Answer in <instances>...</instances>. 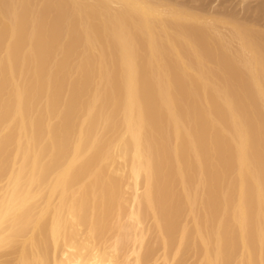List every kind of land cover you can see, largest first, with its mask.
<instances>
[{
	"label": "bare ground",
	"instance_id": "1",
	"mask_svg": "<svg viewBox=\"0 0 264 264\" xmlns=\"http://www.w3.org/2000/svg\"><path fill=\"white\" fill-rule=\"evenodd\" d=\"M235 18L0 0V264H264V31Z\"/></svg>",
	"mask_w": 264,
	"mask_h": 264
},
{
	"label": "rangeland",
	"instance_id": "2",
	"mask_svg": "<svg viewBox=\"0 0 264 264\" xmlns=\"http://www.w3.org/2000/svg\"><path fill=\"white\" fill-rule=\"evenodd\" d=\"M97 1V0H89ZM170 1V0H169ZM176 4L198 7L206 14H232L237 21L259 22L255 27L264 31V0H171ZM123 6L118 3L112 6L113 11H119ZM261 9L258 11V9ZM185 27L194 25L185 24Z\"/></svg>",
	"mask_w": 264,
	"mask_h": 264
}]
</instances>
